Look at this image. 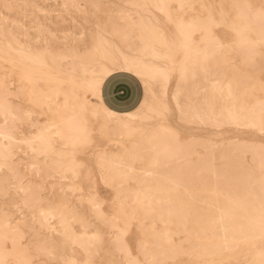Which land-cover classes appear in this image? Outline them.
<instances>
[{"label": "bare ground", "instance_id": "obj_1", "mask_svg": "<svg viewBox=\"0 0 264 264\" xmlns=\"http://www.w3.org/2000/svg\"><path fill=\"white\" fill-rule=\"evenodd\" d=\"M122 2L125 7H119L114 11L115 17L109 14L111 10H109L110 12L106 10L97 0H61V5L64 8L73 7L78 13L86 12L85 8L88 6L97 14L98 12L108 13L104 24L109 28L106 29L104 25L96 23L95 30L92 29L93 31L88 36L89 43L82 49L77 44L83 43V31L69 33V35L64 33L61 39L62 47L53 48L49 44L50 39H43V43L38 44L41 41L40 37L37 39L38 35H31L28 32L29 27L25 24L16 22L9 26L0 19V60L7 63L8 69L18 66L20 71L16 81L8 78L9 74L0 72V197L7 196V200L12 206L16 207L18 204L27 208L38 226V228H34L27 222L23 212L20 211V206L15 208L16 214L20 217L13 221L14 212L6 210V207L3 206L4 202L0 203V258L6 259L10 256L11 264H16L17 260L23 258L26 247L20 245V239L24 228L31 230L36 237L38 229L59 235L56 240L47 237L38 238L37 249L43 253H49L54 249L63 252V246L67 244L69 248L73 244L83 251L91 248L94 250L103 242L100 233L95 229H89L90 225L83 220L82 215L65 196V189L74 191L76 185L73 178L76 177L79 166L84 164L76 152L79 151V148L89 146L94 139L93 130L84 124L86 118L97 121L98 127L102 128L100 134L109 135L119 149H122L120 153H117L118 151L114 153L101 148L96 153L95 162L98 165L99 173L102 176L103 170L102 178H108L105 182L109 179L113 180L116 182L114 185L117 184L119 189L116 188L123 192L128 188L127 180L133 179L140 185L136 193L133 194V198L140 204L147 205L149 209H157L164 214V219H171L180 225H184L188 219L193 222L197 221L195 217H185L180 212L181 209L171 205L167 196H158V198L153 195L159 182L178 185L181 179L177 172L162 173L154 167L165 168L164 162L167 158H178L177 156L180 158L178 150L180 141L176 137L175 128L163 123L148 127V122H146L150 117L162 114L164 106L155 107L150 105L149 101L147 104V98L154 92L153 89L157 92H165L168 71L175 72V82L173 81L170 97L179 119L204 124L230 123L247 127H254L264 120L259 108L242 110L241 106L238 109L228 107L227 102L234 100L242 85L236 80L224 77L219 65L224 61L223 52L225 50L221 49L218 39L209 42L200 34L198 41L194 40L192 32L195 30L199 32L197 28H186L184 36L178 35L177 22L182 20L187 23L200 19L191 17L192 15H189L188 19L180 17L185 8L191 6L190 0H122ZM170 2H175L176 6L172 11L166 9L161 12L152 7L171 23L174 33L167 35L162 27H155V24L152 26L151 19L156 20V16L153 15L149 6L168 5ZM206 2L208 1L206 0ZM219 3L221 4V0ZM238 3L233 2V7L237 5L240 7H234V18L229 19L230 25H234L230 26L233 31V41L244 55L251 57L253 53H256L255 46L264 45V21L260 17V9H254L252 6L253 9H250L244 7L245 3ZM27 5L43 15L49 13L48 10L30 0H19L16 6L22 9ZM182 5L184 7H181ZM139 9H143L145 14L148 12L147 16L138 13ZM223 14L224 12L219 13L220 20ZM71 20L78 24L75 18H71ZM41 28L44 29L41 23L37 22L34 30L40 32ZM67 37L74 42L73 45L65 43ZM153 58L164 59L165 67L155 64L152 61ZM258 62L257 64H259ZM56 68L59 69L58 74L49 85H44L42 89L39 85L40 73L47 76L49 71ZM117 71L136 76L143 85L142 98L138 105L129 111H114L108 108L101 98L102 83ZM208 87L210 92H207ZM20 96L26 97L21 99ZM26 101L42 108L43 112L53 115L56 121H52L51 118H39L38 113L36 114L33 108L26 105ZM18 124L25 125L27 133L19 130ZM210 143L206 144L208 148L204 152L205 177L202 179L213 194L212 202L207 204L217 208L220 213L211 217H201L199 221H202V225H199V228L202 233L212 238L221 237L222 241L204 245L200 252L210 254L226 248L232 250L239 245L248 246L249 249L254 250L257 257L255 260H251L250 264H259L262 253H264V149L257 147L255 152H250L252 154L250 161L252 166L259 170L257 173L251 168H240L239 163L232 162L231 158H228L231 154L229 155L226 149L221 148L219 157L225 161L218 167L214 166L212 163L213 149L216 147L212 149ZM185 146L187 145L185 144ZM20 154L29 158V161L23 165V169L29 174L33 172L39 176L41 170L44 177H52L57 174L63 180L69 175L70 182L60 186L62 193L57 194L54 199H44L40 195L43 190L41 182H35L31 178L24 179L23 170L20 168V163H24V158L20 157ZM144 158L148 166L143 169L141 175H136L133 163ZM183 161L182 163H184ZM186 172L188 173V171ZM192 172L194 175V171ZM112 187L115 186L112 185ZM129 187L131 186L129 185ZM133 188L131 187V189ZM12 195H16L18 200H14ZM218 196L221 201L227 203V207L213 205L219 201ZM125 198L128 196L122 197L123 200H126ZM175 202L177 203V201ZM158 211L156 212L158 213ZM134 214L136 215L135 212ZM148 219L152 221V218ZM74 222L79 223L81 227L79 231L74 229ZM153 222L155 221L153 220ZM115 227L120 228L119 226ZM152 232L155 233V230ZM160 233L163 235V231ZM122 234L123 230L115 231L111 241L112 245L115 250L122 251L129 264L136 262L135 257L128 252L129 250L127 251ZM160 238L148 239L150 245L148 244L147 247L151 246L154 251V253L151 252L153 255L149 254L151 260L169 256L166 248H173L168 240L162 243L163 238L162 240ZM3 240L9 241L10 249L2 246ZM149 248H146L147 251ZM185 251L187 252L186 249ZM142 252L139 251L144 259H147L144 255L148 253ZM68 258L66 264H84L85 261H88V258L78 261L72 255Z\"/></svg>", "mask_w": 264, "mask_h": 264}, {"label": "rangeland", "instance_id": "obj_2", "mask_svg": "<svg viewBox=\"0 0 264 264\" xmlns=\"http://www.w3.org/2000/svg\"><path fill=\"white\" fill-rule=\"evenodd\" d=\"M18 1L19 0H0V19L1 21L3 20V23L5 25H9V26H12L13 23L16 24V22H18V24H25L27 27H29L28 32L31 35H38L37 39H39L40 37L41 41H39L38 44L43 43V39H47V40L50 39L49 44H51L50 45L51 47L61 48L62 47L61 39L64 33H67L66 35H69V33H79L83 31L82 32L83 43L77 44L78 47L82 49L84 45L89 43L88 36L90 35V32L93 31L92 29L95 30L96 23L101 26L104 25L106 29L108 27V25L104 24L106 22V16L108 15V13L98 12L97 14L93 12V9L91 10V7L89 6L85 8L86 12L78 13L73 9V7L67 6L66 8H64L61 5V0H30L34 2L35 4H37L38 6L49 11V13L48 12L46 13L47 15H43V13H39V12H36L35 10H32L31 6H28V5L26 6V8H22V9L17 8L16 5L18 4ZM207 1L208 2H206V0H190L191 6L186 7L185 10L181 13L180 17L183 19H188L190 17L189 15H192L191 17L206 18L207 16L212 15L217 20H220L218 15L220 12L221 13L224 12L223 17H228L229 19H233L234 18L233 12L235 11L233 7V2L238 3L239 1L238 4L245 3L246 5L247 4L249 5V3L252 2L253 4L250 3V5L254 9H257V8L260 9L261 5L264 4V0H232V1L231 0H228V1L221 0V4L219 3L220 0H218L219 2L217 0H207ZM97 2H99L101 6H104L106 10L108 11L111 10V12L109 11L110 12L109 14L112 16H115L114 11H116L119 7H125L122 0H97ZM5 5H8V6L5 7ZM168 5L170 6V8L168 9L171 11L176 8L175 2H170L168 3ZM229 5L231 6V8L232 7L233 8L232 9L228 8L230 7ZM149 9H151L153 11V15L156 16V20L151 19L152 26L155 24V27L157 26L162 27L165 31V34L167 35L173 34L174 29L171 23L165 20L164 16L160 12H157L152 7H149ZM138 13L144 16H147L148 14V12L147 14H145L146 12L143 9H139ZM71 18H75L78 24L76 23L77 24L76 25L71 20ZM37 22H40L41 25L44 27V29L42 28L40 29L41 30L40 32H37L34 30L35 24ZM41 33H42V36H41ZM249 33L253 36L250 30H249ZM200 34H201L200 31L197 32V30H195L194 32H192V37L194 38V40L198 41ZM215 34H216L217 39L221 43V49L225 50L223 52L224 61L221 62L219 65L222 69V72L224 73V77H226L229 80L230 79L236 80L237 82L241 83L240 85H242L240 92L235 96L234 100H230L227 102L228 107H234L238 109L239 106H241L243 108L242 110L259 108L260 113L264 119V93H263L264 91V66H263L264 65V57H263L264 56V45L255 46V49L257 48L255 51L256 53H253L255 54L254 57H253V54L250 57V56L244 55L243 52L239 50V48H237L236 45H234L233 31L231 30L230 27L217 28L215 29ZM51 42H53L54 44H52ZM65 43L66 44L72 43V45L74 44V42L68 39V37ZM230 49H231V52H230ZM257 55H260V56L258 57ZM152 61L161 67H165V60L162 58H153ZM160 62L163 64H161ZM246 62H249V63L246 64ZM257 62L259 64H257ZM5 63L6 62H3L0 60V72L9 74L8 78H11L12 80L16 81V79L18 78L19 72H20L18 66L8 69L9 67L7 63L6 64ZM260 63L262 64L260 65ZM231 65L232 66L235 65L234 68H231L232 67ZM58 70L59 69L56 68L53 71L52 70L49 71L46 74L47 76H45L44 73H40L41 79L39 80L40 81L39 85H41L40 87L42 89L44 88V85L47 86L53 81V78L58 74L57 73ZM118 72L123 73V71H117L115 73H118ZM168 73L169 74L167 76L165 92H157L153 89L154 92H152L151 95L148 96L147 98L148 99L147 104H149L150 102V105H153L155 107L159 105L164 106L162 110V114L156 115V117L152 116L149 119H147L146 122H148L147 123L148 127L154 126V124L157 125L158 123H163L165 125H171L172 127L175 128L176 137L180 141L179 143L180 146L178 149L180 153L179 154L180 158L179 156H177L178 158L173 157V159L172 157H169L164 162V165L166 166L165 168L158 167V166H154V167L155 169L161 171L162 173H168L172 171L177 172L178 175L181 176V179L178 185H172L168 182H159L157 184L159 186L157 189H154L153 195L155 197L167 196V199L168 201L171 202V205L176 208L181 209L180 212L184 214L185 217L187 218L195 217L197 221L193 222L188 219L184 222V225H180V224L175 223L171 219L169 220H167L166 218L164 219L165 217L164 214H162L157 209H149L147 208V205L140 204L138 201H136L133 198V194H135L137 189L140 187V185L137 184L133 179L127 180L128 188H126V190H123V192L122 191L120 192L118 190L119 188L117 187V184L114 185V183L116 182H114L113 180H112L113 182L111 181V179L105 182L106 179L108 178L106 179L105 177L102 178V176L99 173L98 165L95 162L96 153L98 152V150L100 151L101 148L102 150L112 151L114 153L117 151H118L117 153H120L122 149L121 148L119 149L118 145H116L114 140H111L109 135L100 134L102 132V128L98 127L99 123L97 121H94L90 118H86L84 120V124L85 126L87 125V128H91L93 130L92 136L94 139H93V142L89 146L79 148V151L76 152L77 156L83 160L85 165L82 164L79 166L77 175L76 177L73 178V182L76 185L74 191L65 189V196L69 199V202L71 203V205H74L76 210L82 215L83 220H85L90 225L89 229H95L100 233L103 242L99 245L100 247L98 246L97 248H94V250L91 248L86 251H83L82 249H80L79 247L73 244H71V248H69L67 244L63 246L64 247L63 252L57 251L54 249L49 253L44 252L45 253L44 254L42 251L37 249L38 238L40 239L43 237H47V238H53L54 240H56V238L59 237V235L54 232H49L44 229H38V235L36 237L33 235L31 230L24 228L22 238H21L22 240L20 239V245L26 247L25 251L30 249L31 257L39 261L40 264H43L44 261L52 260L53 258L56 259L57 261H60V264H66V260L68 261L69 259L68 257L71 255L74 256V258L77 259L78 261L79 260L83 261L84 259L88 258L89 264H129V262H127L126 258L124 257V254L122 253V251L115 250V248L112 245L111 241H112L113 235L115 234V231L117 232V230H120V231L123 230L122 238H123L124 244L126 245V249L127 251L129 250L128 252L132 256H134L135 259L140 262V264H147V262H150L151 260L150 255L154 253L151 246L147 247V245L149 244L148 239L150 238L159 239L160 235H161L160 240H162L163 238V241L161 242L165 243L168 240L173 245V248L172 249L166 248V250L169 253V256L165 258H157L156 260L157 261H168L169 264H172V262H175V264H228V263L230 264H235V263L250 264L251 260H255L257 258L256 255L254 254V250H252L251 248L249 249L248 246H243V245L234 247L232 248V250L231 248L230 249L226 248L222 250H216L214 253H210V254L201 253L200 250L203 248L204 245H211L215 241L220 242L222 241V238L218 237L216 239V238H212L211 236L207 234L202 233V231L199 228V225H202V221H199V220L201 217H207V216L211 217V216H215L218 213H220V211L217 208L207 204L208 202H212L213 194L211 193V189L206 184H204L203 179H202L203 177H205V174H204L205 173V162H204L205 153L204 152L208 148L206 144L208 142H211L210 144H211L212 149L216 147L213 149L214 152H213L212 163L214 166L218 167L225 161L224 159L219 157V151L221 149H226L228 151V154L229 155L231 154L230 157L228 158L229 159L231 158L232 162L239 163L240 168H243V167L251 168L255 172L259 173V170L255 169L254 166H252V162L250 161L252 158V154L250 152L251 151L255 152V150H257L259 147H263L262 149H264V133L261 132L260 130L261 128L260 129L258 128L259 126L262 127V124H264L263 122L264 120H262V122H259V124L255 125L254 127H247V126H241V125L237 126L235 124H230V123L204 124V123H199V122L183 121L177 117L176 115L177 111L170 97L171 90L175 82L174 81L175 72L171 70V71H168ZM142 88H143V85H142ZM209 89L210 88L208 87L207 92H210ZM23 97L25 98L26 96H22L21 99H24ZM58 98L60 99V96H58ZM26 105L33 108L36 114L38 113L39 118L41 119L51 118L52 121H56L53 115L43 112L42 108L34 106L29 101H26ZM18 126H19L18 127L19 130H23L24 132L27 133L26 131L27 128L25 125H23L24 126L23 127L22 124L21 125L18 124ZM185 144L187 146H185ZM181 147H184L185 149ZM197 156L199 157V159ZM20 157L24 158V163L22 162L20 163V168L23 170V173H24V179L31 178L35 180V182L40 181L41 184L43 185V190H41L40 195L44 197V199L50 200V199L56 198L57 194L62 193V190H61L62 185L70 182L68 180L70 179L69 175H67V178H65L66 180L65 179L63 180L57 174H55L52 177H44L43 171L41 172V170L39 171V176H36L33 172L29 174L27 171H25V169H23V165L25 164V162L29 161V158L23 154H20ZM193 160H195L196 162H194ZM142 161L143 162L145 161V162L143 163ZM182 161L184 163H182ZM192 163L193 164L195 163L194 164L195 167ZM147 166H148V163L146 162L145 158L143 160L135 161L133 163L135 174L141 175L143 172V169ZM80 168H82V170H80ZM190 168H192L191 171H190ZM185 170L188 171V173L190 172L191 174L190 173L188 174ZM192 171H194V175ZM40 177L44 179H41ZM100 177L102 178V180ZM112 185L115 187H112ZM129 185L134 188L131 189ZM12 196L14 200H18L16 195H12ZM89 196L92 198H90ZM123 196L124 197L128 196V198H125L126 200H123L122 199ZM218 198H219V201L217 203L213 202L214 203L213 205L215 206L220 205L222 207L228 206L226 202L220 200L219 196ZM174 201H177V203L176 202L174 203ZM1 202H4L3 206L6 207V210H8L9 212H14V215L12 216L13 221L16 220L18 217H20L18 214H16L17 212H15V208L17 206L19 207L20 205L17 204L16 207L12 206L8 202L7 196L2 197V198L0 197V203ZM20 207H21L20 211L23 212V215L25 216V219L27 220V222L30 225L32 224L31 225L32 227L38 228V226L36 225L34 221V217L31 216L27 208H25L24 206H20ZM119 209L121 210L119 211ZM156 211H158V213ZM134 212L136 213V215L134 214ZM159 214H161L162 216L160 215L161 216L160 217ZM113 215L115 216L117 215L116 219L118 220L114 219L115 216ZM156 217H158L157 220H156ZM144 218L145 219L147 218V219L145 220ZM148 218H152L151 219L152 221H150ZM153 220L155 222H153ZM158 220H160V222H158ZM150 222L153 224H151ZM123 223H125L126 225ZM115 226H119L120 228L118 229V227H115ZM73 227L76 231H79L81 229L79 223L77 222L73 223ZM152 230L153 231L155 230V233L156 232L157 233L155 234L154 232H152ZM160 231H163V235L161 234L162 232L160 233ZM167 234H170V235L168 236ZM149 235H151L152 237ZM144 240H147V241L144 243L143 242ZM2 242H3L2 246H4L7 249H10V243L8 240H3ZM144 246L146 248L150 247L151 249L149 248L147 251V249ZM185 249L187 250V252L185 251ZM139 251L141 252L143 251L142 253H144L145 251L144 254L148 253L147 255H144L145 257H147V259H144L143 255H141ZM6 260L9 262V264L12 263V258L10 256L7 257ZM130 264H133V263H130Z\"/></svg>", "mask_w": 264, "mask_h": 264}, {"label": "snow or ice", "instance_id": "obj_3", "mask_svg": "<svg viewBox=\"0 0 264 264\" xmlns=\"http://www.w3.org/2000/svg\"><path fill=\"white\" fill-rule=\"evenodd\" d=\"M7 6L8 5H5V7ZM149 7H155L159 9L161 12H164L166 9L170 8V6L166 4H156V5H151ZM181 7L184 6L182 5ZM234 7H240V6L237 5ZM244 7L251 8V5H245ZM259 14L262 21H264V4L261 5ZM230 26H234V25H230L228 17H223L221 20H217L214 16L209 15L206 18L192 20L187 23L181 20L177 22L176 30L179 36H184L186 28H197L199 29L203 38H205L209 42H213L216 41L217 39L215 35V29L220 27H230ZM261 132L264 133V124H262ZM102 176H103V170H102ZM0 264H9V262L4 258H0ZM16 264H40V262L31 257V252L29 249L24 252L22 259L17 260ZM43 264H60V261H57L56 259L53 258L52 260L44 261ZM84 264H89V262L85 261ZM133 264H140V262L136 261L133 262ZM147 264H169V262L153 260L147 262ZM172 264H175V262H172ZM259 264H264V253H262V257L259 261Z\"/></svg>", "mask_w": 264, "mask_h": 264}, {"label": "crops", "instance_id": "obj_4", "mask_svg": "<svg viewBox=\"0 0 264 264\" xmlns=\"http://www.w3.org/2000/svg\"><path fill=\"white\" fill-rule=\"evenodd\" d=\"M143 95L140 80L129 73H113L101 85L104 104L114 111H129L135 108Z\"/></svg>", "mask_w": 264, "mask_h": 264}]
</instances>
